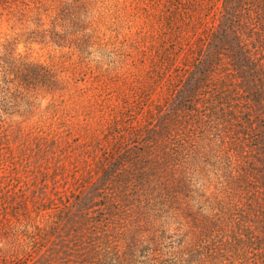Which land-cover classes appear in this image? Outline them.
<instances>
[{"label": "trees", "instance_id": "1", "mask_svg": "<svg viewBox=\"0 0 264 264\" xmlns=\"http://www.w3.org/2000/svg\"><path fill=\"white\" fill-rule=\"evenodd\" d=\"M49 1L51 26L44 0H0V17L32 22L18 35L26 41L85 53L89 3ZM209 24L203 34L193 26L192 57L173 60L177 75H160L109 116L76 186L34 215L18 201L23 213L0 225V264H264V0H221ZM17 40L0 44L6 118L66 88ZM130 214L149 238L118 245L113 232Z\"/></svg>", "mask_w": 264, "mask_h": 264}, {"label": "rangeland", "instance_id": "2", "mask_svg": "<svg viewBox=\"0 0 264 264\" xmlns=\"http://www.w3.org/2000/svg\"><path fill=\"white\" fill-rule=\"evenodd\" d=\"M44 1L47 9L39 11L45 26H51L57 2ZM82 1L89 3L87 15H81L90 35L85 53L26 41L18 35L32 22L12 27L8 15L0 17V44L18 38L16 51L51 65L66 86L55 95L39 92L27 117L0 114V225L23 213V208L15 211L19 202L34 215L37 208L52 206L55 193L76 186L109 116L160 75H177L173 60L191 59L197 33L203 34L221 5V0ZM62 23L68 31V17ZM10 195L14 202L4 199ZM120 223L113 232L118 245L122 237L149 238L144 222L133 215ZM4 243L0 237V246Z\"/></svg>", "mask_w": 264, "mask_h": 264}]
</instances>
